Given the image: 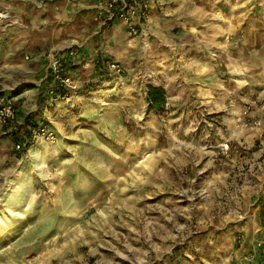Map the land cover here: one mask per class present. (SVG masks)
<instances>
[{
  "label": "rangeland",
  "instance_id": "rangeland-1",
  "mask_svg": "<svg viewBox=\"0 0 264 264\" xmlns=\"http://www.w3.org/2000/svg\"><path fill=\"white\" fill-rule=\"evenodd\" d=\"M107 1L0 0V45L32 69L0 84L17 132L36 56L82 52L53 141L0 128V264H264V0H158L136 33Z\"/></svg>",
  "mask_w": 264,
  "mask_h": 264
},
{
  "label": "built area",
  "instance_id": "built-area-1",
  "mask_svg": "<svg viewBox=\"0 0 264 264\" xmlns=\"http://www.w3.org/2000/svg\"><path fill=\"white\" fill-rule=\"evenodd\" d=\"M158 0H108L104 14L105 21L120 20L126 24H130L131 29L136 33L134 26L140 24L148 17L151 4ZM64 55L57 53L52 54L47 65V77L50 78L51 84L49 92L56 96L59 88L67 91H74L77 89L75 75L72 73L71 66L75 65L78 58L81 56L79 49L75 46H70L65 49ZM27 58H29L27 56ZM111 69L120 71L119 65L112 63L109 65ZM46 77V78H47ZM59 87V88H58ZM18 113L13 101L0 95V128H6L7 132L13 135H19V141L15 143L16 150H21L26 147L28 143H32L34 139L42 138L47 141L55 139L54 131L46 123H40L36 127L30 128V133L17 132L18 127ZM15 130V131H13ZM228 144H223L222 150L227 151Z\"/></svg>",
  "mask_w": 264,
  "mask_h": 264
},
{
  "label": "crops",
  "instance_id": "crops-1",
  "mask_svg": "<svg viewBox=\"0 0 264 264\" xmlns=\"http://www.w3.org/2000/svg\"><path fill=\"white\" fill-rule=\"evenodd\" d=\"M161 1L162 0H160V2L159 3H161ZM163 2V1H162ZM151 10H152V8H151ZM12 28H15V29H9V31H8V35H11L12 34V36H15V34H16V27H15V25H14V27H12ZM25 28H27V26L25 27ZM1 32V31H0ZM6 32L7 31H5V33L4 34H6ZM6 36V35H5ZM4 38H6V37H4ZM6 40V39H5ZM14 43V45L13 46H10V45H12ZM2 45V44H1ZM0 45V84H3V86L5 87V88H7L6 86H9V84H6V82L5 81H3V79L4 78H8V80L9 79H13L14 77L17 79V78H20V75L21 74H24V73H32V69L30 70L29 68H26V67H24L25 69H19V67H16V66H18V61H17V59H16V57L15 58H13V63H12V61H11V59H9V57L10 56H16L18 53H20V49H19V46H17L18 44L15 42V41H11V40H9V39H7L4 43H3V45H4V47L2 48V46ZM6 45L8 46V47H6ZM11 48V49H10ZM7 51L8 53H4V51ZM30 51L31 52H34V53H32V55L34 54H38V51L36 50V48L34 49L33 48V50H31V48H30ZM60 52H58V53H60V54H62V55H64L65 53H64V51H65V49H63V50H59ZM42 53H40L39 55H37L36 56V60H39V63H42L41 65H42V68L44 67V69H45V67H46V61H48V63H49V60H50V58H51V56H52V54L50 53V55H48V56H46V57H43V55H42V57H40V55H41ZM55 54H57V53H55ZM31 55V54H30ZM31 55V56H32ZM81 55V54H80ZM28 57L30 58V56L28 55ZM81 58V56L78 58V60H77V62H76V64L77 63H79V62H82V59H80ZM8 66V67H7ZM23 67H20V68H23ZM29 69V70H28ZM22 70H24V71H22ZM78 70H74L73 71V74L75 75L76 74V72H77ZM46 77H47V75L45 74V72H44V77H42V78H40L39 79V83H38V86L40 87H36V90H35V88H33V90H34V92L33 93H30V94H28L27 95V91H24V92H19V93H17V94H15L14 96H13V98L15 97L16 99L18 98V100L19 101H21L22 102V107H27V106H29V111L28 112H30V114H31V112H33V114L35 115V116H38V114L41 116V113H42V117H40V116H38L39 118H42V120H44V123H45V121L46 120H49V122H50V119H51V117H52V112H53V109L52 108H47L48 106H46V105H49V106H53V104L57 101V99H56V97H54V96H51L49 93V88H50V84H51V81H50V79H49V81L48 80H45L46 79ZM15 79V80H16ZM42 81V82H41ZM16 82V81H15ZM247 85V83H244V86H246ZM155 86H158V85H155ZM26 90V89H25ZM24 96H26V97H24ZM20 98V99H19ZM19 112L21 113V114H23L24 113V115L22 116L23 117V119L22 120H20V123L21 122H23L22 123V126L24 127V129H25V126H24V117H25V112H24V109H21V110H19ZM27 115L29 114V113H26ZM253 116V115H252ZM34 117V116H33ZM263 118V117H262ZM261 118V119H262ZM254 120H256V116L254 117ZM263 120H264V118H263ZM263 123H264V121H263ZM46 124H48V123H46ZM48 126L50 127V124H48ZM51 128V127H50Z\"/></svg>",
  "mask_w": 264,
  "mask_h": 264
},
{
  "label": "trees",
  "instance_id": "trees-1",
  "mask_svg": "<svg viewBox=\"0 0 264 264\" xmlns=\"http://www.w3.org/2000/svg\"><path fill=\"white\" fill-rule=\"evenodd\" d=\"M79 52L80 54L82 53L81 50H79ZM102 61L103 59L101 57L97 59L96 68L100 69L103 66ZM0 94H4V93L1 92ZM166 98L167 96L164 87L155 86V85H149L147 87V103L149 107L155 110L156 112H161L164 110L167 100ZM24 122H25L24 123L25 130H27V132L30 133L29 130L36 124V121L32 119V116L29 114V115H25ZM18 141H19L18 138L14 140L15 143ZM29 144L30 143H28L27 146H29Z\"/></svg>",
  "mask_w": 264,
  "mask_h": 264
},
{
  "label": "bare ground",
  "instance_id": "bare-ground-1",
  "mask_svg": "<svg viewBox=\"0 0 264 264\" xmlns=\"http://www.w3.org/2000/svg\"><path fill=\"white\" fill-rule=\"evenodd\" d=\"M100 103V102H99ZM111 104V103H110ZM118 105V104H117Z\"/></svg>",
  "mask_w": 264,
  "mask_h": 264
}]
</instances>
